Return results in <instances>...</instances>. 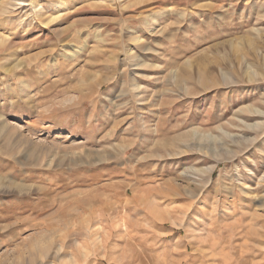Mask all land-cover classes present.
<instances>
[{
	"label": "rangeland",
	"instance_id": "obj_1",
	"mask_svg": "<svg viewBox=\"0 0 264 264\" xmlns=\"http://www.w3.org/2000/svg\"><path fill=\"white\" fill-rule=\"evenodd\" d=\"M0 264H264V0H0Z\"/></svg>",
	"mask_w": 264,
	"mask_h": 264
},
{
	"label": "bare ground",
	"instance_id": "obj_2",
	"mask_svg": "<svg viewBox=\"0 0 264 264\" xmlns=\"http://www.w3.org/2000/svg\"><path fill=\"white\" fill-rule=\"evenodd\" d=\"M132 1V0H131ZM143 1V0H142ZM130 4V3H129ZM51 19V18H50ZM18 145V144H17ZM99 241V240H98Z\"/></svg>",
	"mask_w": 264,
	"mask_h": 264
}]
</instances>
